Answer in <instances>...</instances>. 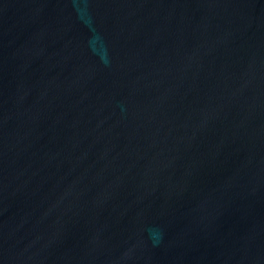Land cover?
<instances>
[{
  "label": "water",
  "instance_id": "obj_1",
  "mask_svg": "<svg viewBox=\"0 0 264 264\" xmlns=\"http://www.w3.org/2000/svg\"><path fill=\"white\" fill-rule=\"evenodd\" d=\"M0 264H264V0H0Z\"/></svg>",
  "mask_w": 264,
  "mask_h": 264
}]
</instances>
